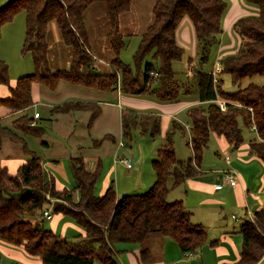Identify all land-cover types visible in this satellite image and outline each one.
I'll return each instance as SVG.
<instances>
[{
    "label": "trees",
    "instance_id": "1",
    "mask_svg": "<svg viewBox=\"0 0 264 264\" xmlns=\"http://www.w3.org/2000/svg\"><path fill=\"white\" fill-rule=\"evenodd\" d=\"M245 1L256 6L258 13L233 23V30L242 37L237 52L220 59L217 73L193 70V82H179L171 67L184 53L176 40V29L184 17L189 18L201 61L206 62L211 48L218 43L226 0H154L152 20L134 54L136 63L151 54L152 61L145 62L141 71H133L118 57L125 45L117 29L119 15L130 11L131 0H8L1 5L0 35L2 25L17 12L24 11L22 50L31 53L35 71L18 77L11 85L8 65L0 58V84L8 88V95L0 98V106L9 113H19L10 126L0 125V146L3 139H8L19 144L25 156L15 173L6 167L0 168V242L19 247L31 257H40L41 264H93L95 259L102 264H118L114 258L117 243H138L151 233L173 237L183 253L199 248L206 241L205 228L191 221L182 200H168L167 195L171 188L200 173V161L210 135L221 136L236 148L243 142L238 121L253 126L258 138L248 142L249 152L264 163V84L250 82L234 92H226L222 80L216 77L225 73L232 84H237L247 77L264 76V0ZM95 2L106 4V15L115 28L113 33L108 32L116 57L107 72L94 67L96 59L83 19L86 8ZM52 21L56 23L62 42L71 48L70 62L65 69L49 70L47 66V32ZM61 81L100 92L119 86L122 93L151 94L165 102L177 101L181 93H194L200 104L185 110L189 120L187 144L192 155L184 160L177 158L173 135L181 126L172 121L158 158L151 161L155 180L147 190L117 196L110 184L102 195L95 194L100 165L89 171L80 155L69 158L78 197H73L71 189H58L52 176L45 180L41 159L28 148L25 136H39L45 132V127L34 122L33 114L28 112L34 103L32 84L38 83L54 91ZM216 98L225 101L224 109L214 101ZM76 111L89 112L87 127H91L101 109L97 103L89 101H67L50 109L51 114ZM137 126L154 135L159 132L160 118L122 109L123 136L130 139ZM105 139L107 136L95 143ZM170 177L172 183L169 185ZM49 205L52 213L70 217L84 233L67 238L46 228L43 220H32L36 215H43ZM239 231L242 234L239 258L222 264H256L262 258L264 209L255 210L253 220L244 219ZM145 256L146 251H142V259ZM9 264L21 263L12 261Z\"/></svg>",
    "mask_w": 264,
    "mask_h": 264
},
{
    "label": "crops",
    "instance_id": "2",
    "mask_svg": "<svg viewBox=\"0 0 264 264\" xmlns=\"http://www.w3.org/2000/svg\"><path fill=\"white\" fill-rule=\"evenodd\" d=\"M226 1L227 8L221 19V32L219 34L218 43L215 44L210 50V53L213 54L214 63L211 70L207 72L217 73L220 69V59L225 55L234 54L237 52L239 48L240 37L233 30V23L241 17L255 15L258 13V8L250 3H247L245 0ZM186 18L187 17H184L181 20L179 26L176 29V40L180 45L182 42L188 41L191 42L193 46L194 30L191 21L189 18ZM179 61L180 60L173 61L171 64L174 73V69L179 67L178 64L180 63H177ZM188 63H191L190 58H188ZM187 70L188 74L193 76L194 69L191 70V68L188 67ZM10 84H14V81L10 80ZM38 86V83L32 84L31 96L34 103L31 107H34L36 104L35 97H33V92L37 93ZM93 91L96 92V90ZM114 91V94L116 95L114 100L108 96L106 98H93V100H69L89 101L95 102L97 105H99L101 112L90 127L91 129H93L95 124L99 122L101 118H103V107L105 105H111L118 108L119 125L117 133L113 134L110 132H105L101 138L107 136V139L97 144L95 141H98L99 139H96L93 142V146L101 153L97 152L96 154L90 155L88 157H83L80 155L84 160L87 170L93 171L100 165V175L94 186V192L97 195H102L104 190L110 184H113L117 196L122 194L138 193L134 189L138 188L136 185H138L139 180L143 178L142 174H139V169L135 170L132 168V166L127 168L119 161V159L123 157L129 158V149H125L126 144L124 143V136L121 129L122 109H130L140 114L149 113L159 116V133L162 137V146L164 134L170 128L172 121L179 123L181 126L180 131L184 133L185 130L183 127V122L179 118V115L182 113L184 114L185 110L190 106L200 104L196 95H193L194 98L189 97V95L188 97H180L174 102H165L158 100L151 94L134 95L122 93L119 89V86L105 93ZM7 95V86L0 84V98L6 97ZM46 105H48V107L51 109L52 107L59 106L61 104ZM1 107L3 109L0 111V117L16 114L9 113L8 109L3 106ZM36 111L37 110L34 109L33 113ZM38 113L39 117L34 119V122L36 123L37 119L41 117V113ZM80 113H86V118L88 121L89 112L87 111H76L64 114L58 113L54 115L51 120H53L55 123H58L59 119L62 118L65 125H67V129L65 128L67 130L66 134L72 135L76 130L74 120L75 117L72 114ZM58 116H60V118ZM86 128H88L87 123ZM137 128H139V126L135 127L134 130ZM88 134L90 136V133ZM213 135L215 136V141L218 147L222 150V154L216 152V155L220 157L225 156L224 161H222L220 164H217L216 166L211 167L208 166V164L203 163L202 154L199 166L200 173L195 177L186 179L178 186L171 188L167 195L168 197L175 190H180L183 192V196H175L177 198H174V200H182L186 210L190 212L191 221L193 223H199L205 228L206 241L195 251L183 253L178 245L177 240L173 237L162 235L160 233H151L146 235L144 239L138 243H117L115 246L114 258L118 264H222L234 262L239 258L242 245V234L239 231L240 224L244 219L252 216L255 210L264 209V163L255 154L249 152L248 142L243 141L238 147L233 148L221 136H217L215 134ZM255 138H258L257 134ZM106 140L111 142V148L108 154H106L104 151H101L104 141ZM119 141H123V145H119ZM175 142L176 141H174V148ZM43 144L48 146V143L46 142ZM80 148L81 147L78 146L79 150ZM232 149L234 150V156L230 157L228 153ZM24 160L25 156L21 148V155L2 159L1 167H6L9 172L15 173L18 166ZM49 160L51 161L41 160L45 180H47L49 176H52L55 179L56 187L58 189L66 187L61 180L56 178L51 172H49V170H47L49 169V166H55V161H57L55 158H50ZM227 169H231L236 172L237 183L234 187L230 186L224 179V172ZM71 176L73 178V174H71ZM154 180L155 174L149 171L148 174L144 176V181H142V183H145V185H151ZM73 181L75 184L74 178ZM98 181H100V183L99 190L97 192L96 186ZM187 189L192 190L198 196L197 202L190 204L189 206V200L187 196L188 193L186 192ZM73 197L77 198L78 193L73 195ZM224 207L237 212L235 215L231 214V218L237 221L235 225L229 224L220 217V212L224 209ZM48 210H50V208H48ZM48 219H50L51 230L54 232L58 229V223L63 222L61 232L58 234L60 236H63L66 232L70 233V230L72 231L71 233H74L76 230H78L80 234L84 233L83 229L75 224L74 221L68 216H63L59 213H52L51 217ZM142 251H146V256L144 259L141 257ZM0 254L1 264H9L12 261H18L21 264H41L40 257H31L27 255L21 248L5 244L3 242H0ZM262 262H264V255L256 264H261Z\"/></svg>",
    "mask_w": 264,
    "mask_h": 264
},
{
    "label": "rangeland",
    "instance_id": "3",
    "mask_svg": "<svg viewBox=\"0 0 264 264\" xmlns=\"http://www.w3.org/2000/svg\"><path fill=\"white\" fill-rule=\"evenodd\" d=\"M7 1L8 0H0V6L5 4ZM153 1L154 0H131L130 11L119 15L117 29L119 33L123 35L125 45L120 50L118 57L122 62L129 64L133 71H141L145 62L152 61L151 54H147L141 63H136L134 60V54L139 46L141 35L152 20ZM83 19L88 33L90 48L96 59L94 67L98 71L107 72L110 70V62L116 56L111 49L109 42L110 36L108 35V32L111 31V33H113L115 28L112 27L106 15V4L104 2L92 3L84 11ZM235 33L240 37L241 43L242 37L237 32ZM24 35L25 13L24 11H19L14 14L11 20L2 25L0 35V58L8 65V73L11 81H15L18 77L31 74L35 71L31 53L29 51L23 52L22 50ZM193 39V46L192 43L188 41L181 43L184 48L183 58L177 62L180 63L178 64L179 67L174 69L175 78L179 82H193L195 80V74H193V76L188 74V67H190L191 70L194 69L195 71H210L214 63L213 54L211 53L208 55L209 60L206 62L201 61V52L197 47V40L194 35ZM47 43L48 69L57 70L67 68L71 58V48L62 42L54 21L50 22L48 26ZM188 58L191 59L190 64L188 63ZM41 73H44V69L41 70ZM217 79L222 80V88L226 92H234L238 88H242L250 82L260 85L264 84L263 75H254L252 77L244 78L237 84H232L229 75L225 73L217 74ZM114 93L115 91L109 93L95 92L80 86L70 85L65 81H61L54 91L39 85L37 93L33 92L36 104L34 107L28 109V112L32 114L34 109H36L41 113V117L37 119V124L44 126L45 132L39 136L26 135V144L28 148L31 149L41 160L51 161L49 160L50 158H55V160H57L55 161L56 165L52 167L49 166V169L47 170H49V172H51L56 178L61 180L67 189H71L73 195H76L77 191L74 189V181L71 176L70 156L81 155L83 157H88L96 154L97 152L101 153L93 146V142L96 139H100L105 132L113 134L117 133L119 125L118 108L111 105H105L103 107V118L95 124L93 129L90 127L86 128V113L72 114L75 117L74 120L76 130L72 135H69L66 134L67 125H65L62 118L59 119L58 123L51 120V118H53L56 114L51 115L49 111L50 108L46 104L57 105L69 100H93V98H106L107 96L114 100L116 97ZM193 95L195 96L194 93H181L179 98L188 96L194 98ZM2 109L3 108L0 106V111ZM18 115L19 113L11 116L0 117V125L10 126L11 121ZM58 117L60 118V116ZM179 118L183 122L185 131L182 133L180 130H175L173 140L176 141L175 154L177 158L184 160L192 155L191 150L187 145L189 120L185 113L179 115ZM238 123L244 142H249L251 139L255 138L256 132L252 126L244 125L241 120H239ZM159 132L154 135H150L149 133L143 132L140 128H137L132 130L131 139L126 137L123 138L124 143L126 144L125 149H129L128 157L132 164V168L135 170L139 169V174H142L143 177L139 180V184L136 185L138 188L134 189L136 192H143L150 186L145 185L142 181H144V176H146L149 171L154 173L151 161L158 158V151L159 148H161L162 137ZM88 133H90V136ZM43 142L48 143V146L44 145ZM78 146L81 147L80 150L78 149ZM110 148L111 142L106 140L104 141L101 151L108 154ZM233 151L234 150L232 149L228 153L230 157L234 156ZM216 152L222 154V150L218 147L215 141V136L212 133L207 147L203 150V163L208 164V166L211 167L222 163L225 156L220 157L216 155ZM19 155H21V146L19 144L3 140L0 148V168L2 159L16 157ZM99 183L100 181H98L96 186L97 192L99 190ZM171 183L172 178L170 177L168 179V184L170 185ZM186 192L188 193V206L196 203L198 196L195 192L190 189H187ZM182 193L183 192L180 190H175L167 197V199L174 200V198H177L175 196H183ZM50 202H53V198H51ZM48 208H51V205H49ZM49 211L52 215V211ZM231 214L235 215L237 212L224 207V209L220 212V217L229 224L235 225L237 221L231 218ZM32 220H43L44 226L51 229L50 219L46 218L44 215H36L32 218ZM62 224L63 222L58 223V229L55 231L57 234H60ZM71 232L72 231L70 230V233L66 232L63 236L72 238L73 236L80 234L78 230L74 231V233ZM93 264L102 263L98 259H95ZM261 264H264V262Z\"/></svg>",
    "mask_w": 264,
    "mask_h": 264
},
{
    "label": "built area",
    "instance_id": "4",
    "mask_svg": "<svg viewBox=\"0 0 264 264\" xmlns=\"http://www.w3.org/2000/svg\"><path fill=\"white\" fill-rule=\"evenodd\" d=\"M215 72H213L214 74ZM215 78H214V82H215ZM217 104L220 105V107L222 109H224L225 107V101L224 100H221L219 98H216L214 100ZM37 117H39V113L36 111L33 113V118L36 119ZM34 122H32L31 124H33ZM253 127V126H252ZM254 128V127H253ZM119 145H123V141H119ZM119 161L127 168H130L132 166L131 162H130V159L129 158H121L119 159ZM236 172L234 170H231V169H227L225 170L224 172V179L225 181L232 187H234L237 183V179H236ZM43 215L46 217V218H50L51 217V214H50V211L47 209V210H44L43 212ZM248 219L250 220H253V215L248 217Z\"/></svg>",
    "mask_w": 264,
    "mask_h": 264
}]
</instances>
